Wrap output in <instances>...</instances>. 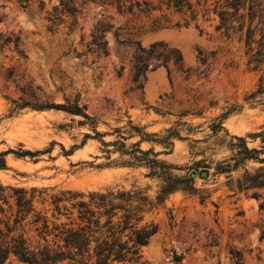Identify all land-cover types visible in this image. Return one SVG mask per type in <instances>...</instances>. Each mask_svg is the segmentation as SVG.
Here are the masks:
<instances>
[{"label":"rangeland","instance_id":"obj_1","mask_svg":"<svg viewBox=\"0 0 264 264\" xmlns=\"http://www.w3.org/2000/svg\"><path fill=\"white\" fill-rule=\"evenodd\" d=\"M62 1L0 0V185L45 189L42 209L66 191L141 189L153 200L162 163L192 181L146 216L158 230L144 262L264 264V188L237 191L264 169V26L248 42L245 29L217 31L213 15L178 28L165 10L121 14L97 0H71L74 23ZM101 20L107 56L88 46ZM158 43L181 65L150 60L135 83L133 53ZM74 104L89 119L49 108Z\"/></svg>","mask_w":264,"mask_h":264},{"label":"trees","instance_id":"obj_2","mask_svg":"<svg viewBox=\"0 0 264 264\" xmlns=\"http://www.w3.org/2000/svg\"><path fill=\"white\" fill-rule=\"evenodd\" d=\"M97 1L115 7L121 14L133 15L136 11L149 15L165 10L181 18L182 23L175 24L178 28L194 24L199 29V17L206 21L209 15H213L218 20L217 31L230 35L242 34L245 29L244 37L248 42L250 35L262 32L257 26H264L263 0H216L211 5L204 0ZM62 6L75 23L77 10L72 1H62ZM56 12L54 21L58 18L59 12ZM254 20L258 21L255 27ZM107 29L104 20L97 22L88 44L91 53L108 55L105 41ZM150 60L160 61L167 69L169 63L181 65L182 56L176 49L161 43L150 46L148 50L137 48L132 57L135 83L148 70ZM49 108L89 119L77 104ZM236 140L242 145L241 159H252L257 151L249 150L244 139ZM24 154L32 155L29 152ZM154 163L163 171L159 176L162 182L160 190L153 200L141 189L91 192L87 195L66 191L51 196L48 203L51 208L42 209L36 206L47 203L42 197L45 189L26 190L0 185V264H7L11 257L24 264H147L140 249L157 233L158 226L153 221L146 222V216L162 208L167 196L192 181L174 175L170 166ZM0 169H5L1 159ZM227 169L231 168L227 165ZM262 188L264 169H258L254 174L246 172L237 181V191L240 192ZM6 191L11 194H5ZM253 197L257 194L253 193Z\"/></svg>","mask_w":264,"mask_h":264},{"label":"water","instance_id":"obj_3","mask_svg":"<svg viewBox=\"0 0 264 264\" xmlns=\"http://www.w3.org/2000/svg\"><path fill=\"white\" fill-rule=\"evenodd\" d=\"M199 175H200L202 178H206L207 175H208V172H207L206 170H203V171L200 172ZM196 176H197V174L194 173V172L190 174V177H191V178H195Z\"/></svg>","mask_w":264,"mask_h":264}]
</instances>
